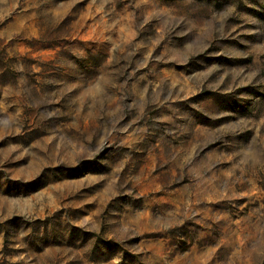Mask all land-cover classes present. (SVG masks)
<instances>
[{
	"label": "rangeland",
	"instance_id": "rangeland-1",
	"mask_svg": "<svg viewBox=\"0 0 264 264\" xmlns=\"http://www.w3.org/2000/svg\"><path fill=\"white\" fill-rule=\"evenodd\" d=\"M0 264H264V0H0Z\"/></svg>",
	"mask_w": 264,
	"mask_h": 264
}]
</instances>
